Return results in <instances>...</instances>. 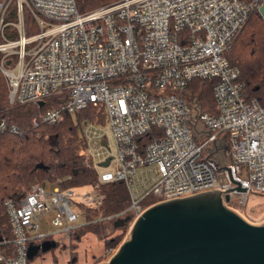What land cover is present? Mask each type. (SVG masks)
Segmentation results:
<instances>
[{"label": "built area", "instance_id": "obj_1", "mask_svg": "<svg viewBox=\"0 0 264 264\" xmlns=\"http://www.w3.org/2000/svg\"><path fill=\"white\" fill-rule=\"evenodd\" d=\"M250 9L264 23V0H118L87 13L75 0H0L8 103L64 93L35 125L89 104L102 108L101 117L82 122L78 151L96 182L33 183L19 200L6 199L14 248L0 250V262L27 264L28 246L48 235L40 215L70 234L84 221L83 208L103 203L104 183L123 182L129 197L124 212L105 217L111 220H134L155 202L212 189L228 191L232 208V194L242 204L250 193L264 195V108L244 97L226 57ZM193 78L216 79L217 113L201 112L188 95ZM153 127L162 133L141 146L138 137ZM0 132L19 133L1 112Z\"/></svg>", "mask_w": 264, "mask_h": 264}, {"label": "trees", "instance_id": "obj_2", "mask_svg": "<svg viewBox=\"0 0 264 264\" xmlns=\"http://www.w3.org/2000/svg\"><path fill=\"white\" fill-rule=\"evenodd\" d=\"M116 1L75 0V3L80 13H87ZM226 57L239 70L238 80L243 85L244 97L256 100L264 108V23L257 10H249L247 20L226 52ZM215 82V78H193L187 85L188 95L196 98L201 112L217 113L213 96ZM64 96V93H58L40 103L9 104L7 86L0 73V112L9 124L19 128L16 134L0 132V240L7 241L0 242L1 251L11 254L14 248L11 242L13 232L4 205L6 199L19 200L33 183L43 185L49 182L66 188L96 182V173L83 165L78 151L83 145L82 122L92 120L96 115L101 117V107L89 104L73 113L62 112L60 119L54 123L38 122L35 125L33 122L46 110L59 106ZM161 133L159 128L153 127L139 136L138 141L143 146ZM100 188L105 194L103 203L83 208L84 223L69 236L79 239L84 230H93L104 240L101 255H106L121 242L125 226L117 227L114 232L107 231L105 217L124 212L129 205V197L121 181L104 183ZM44 238L53 237L50 234ZM32 242L37 243L38 240ZM73 252L71 244L70 253Z\"/></svg>", "mask_w": 264, "mask_h": 264}, {"label": "water", "instance_id": "obj_3", "mask_svg": "<svg viewBox=\"0 0 264 264\" xmlns=\"http://www.w3.org/2000/svg\"><path fill=\"white\" fill-rule=\"evenodd\" d=\"M228 199V191L212 189L155 202L97 264H264V220H246L226 205ZM128 221L129 215L118 217L113 227ZM55 245L54 240L31 244L28 258Z\"/></svg>", "mask_w": 264, "mask_h": 264}, {"label": "rangeland", "instance_id": "obj_4", "mask_svg": "<svg viewBox=\"0 0 264 264\" xmlns=\"http://www.w3.org/2000/svg\"><path fill=\"white\" fill-rule=\"evenodd\" d=\"M53 185L54 184L49 182L43 183L45 189H51ZM79 189L80 187L76 190ZM230 205H232L246 220L252 223H259L264 220V195L250 193L247 196L246 203L242 204L238 201V196L232 194ZM51 218L52 216L49 214L40 215L37 218V221L40 230L46 233H51L53 240H56L58 243L55 246L28 258V264H97L100 261H105L115 250L114 249L109 254L101 255L104 252V240L99 234L91 229H86L81 233L79 239L75 238L74 235L70 237L67 231L61 230L51 224ZM107 220H105L106 222L104 223L107 231L114 232L117 230V228L113 227V221L115 219L111 220L107 218ZM131 221L132 220L123 225L125 226V232L123 233L122 239L124 238ZM77 222V225L83 224V218L80 217ZM73 232H75V230H73ZM71 244L74 246V254L70 253ZM93 256H96L94 257L95 259H93ZM72 258L76 259L72 260Z\"/></svg>", "mask_w": 264, "mask_h": 264}, {"label": "crops", "instance_id": "obj_5", "mask_svg": "<svg viewBox=\"0 0 264 264\" xmlns=\"http://www.w3.org/2000/svg\"><path fill=\"white\" fill-rule=\"evenodd\" d=\"M54 185H55V184H54ZM54 185H53V186H54ZM47 234L50 235L51 233H47ZM51 235H52V234H51ZM44 240H53V238H52V239H51V238H44V239H42V240H39L37 243H33V245H34V244H39V243H41V242L44 241ZM54 241H56V240H54ZM37 253H38V252H37ZM37 253H36V254H37Z\"/></svg>", "mask_w": 264, "mask_h": 264}]
</instances>
